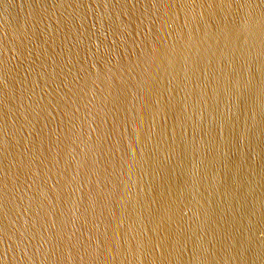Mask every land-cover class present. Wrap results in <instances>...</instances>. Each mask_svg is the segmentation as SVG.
Here are the masks:
<instances>
[{
  "label": "water",
  "instance_id": "95a60500",
  "mask_svg": "<svg viewBox=\"0 0 264 264\" xmlns=\"http://www.w3.org/2000/svg\"><path fill=\"white\" fill-rule=\"evenodd\" d=\"M0 264H264V0H0Z\"/></svg>",
  "mask_w": 264,
  "mask_h": 264
}]
</instances>
